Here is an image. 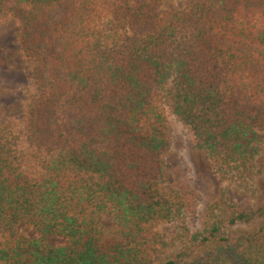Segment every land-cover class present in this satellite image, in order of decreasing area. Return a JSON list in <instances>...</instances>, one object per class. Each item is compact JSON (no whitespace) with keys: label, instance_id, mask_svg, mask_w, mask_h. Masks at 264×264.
<instances>
[{"label":"trees","instance_id":"1","mask_svg":"<svg viewBox=\"0 0 264 264\" xmlns=\"http://www.w3.org/2000/svg\"><path fill=\"white\" fill-rule=\"evenodd\" d=\"M172 1L0 0L33 62L23 131L44 173L0 129V264H264V229L235 230L264 221V194L221 190L199 221L197 191L164 179L174 116L220 183L264 182V0Z\"/></svg>","mask_w":264,"mask_h":264},{"label":"rangeland","instance_id":"2","mask_svg":"<svg viewBox=\"0 0 264 264\" xmlns=\"http://www.w3.org/2000/svg\"><path fill=\"white\" fill-rule=\"evenodd\" d=\"M187 0H173L175 7L182 8ZM33 62L20 48V34L17 18L11 14L0 11V129L10 133L16 141L17 149L27 158L24 166L25 172L34 180H40L44 173L30 160L24 137V117L27 104L33 94L32 81ZM171 126V147L164 155L166 169L164 172L165 184L170 186L176 181H183L197 191L200 196L198 205V220H202L205 207L216 200L221 190H225L231 202L238 204L254 205L256 199L264 194V182L258 180L255 197L232 184H222L218 181L212 163L209 158L197 148L190 129L174 116L168 118ZM259 167H264V146L257 158ZM106 236L117 241V229L111 219L100 217ZM169 228V227H168ZM264 229V221H260L249 227H238V233H252L258 229ZM18 236L29 239L36 238L33 230L25 225L18 226ZM171 233V228L167 234ZM47 242L52 245H60L65 242L59 236H47ZM176 250L169 252L158 251L155 254V263L169 259Z\"/></svg>","mask_w":264,"mask_h":264}]
</instances>
